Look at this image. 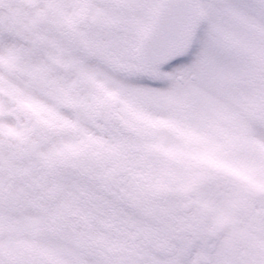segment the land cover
Here are the masks:
<instances>
[{"label":"snow or ice","instance_id":"snow-or-ice-1","mask_svg":"<svg viewBox=\"0 0 264 264\" xmlns=\"http://www.w3.org/2000/svg\"><path fill=\"white\" fill-rule=\"evenodd\" d=\"M0 264H264V0L0 16Z\"/></svg>","mask_w":264,"mask_h":264},{"label":"rangeland","instance_id":"rangeland-1","mask_svg":"<svg viewBox=\"0 0 264 264\" xmlns=\"http://www.w3.org/2000/svg\"><path fill=\"white\" fill-rule=\"evenodd\" d=\"M28 0H3L0 4V16L10 15L18 9L27 10Z\"/></svg>","mask_w":264,"mask_h":264}]
</instances>
